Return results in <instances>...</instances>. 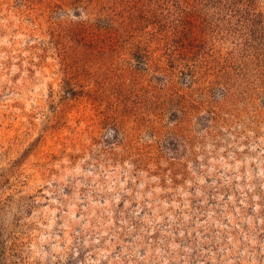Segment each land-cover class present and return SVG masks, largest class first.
Segmentation results:
<instances>
[{"label":"rangeland","instance_id":"374dc122","mask_svg":"<svg viewBox=\"0 0 264 264\" xmlns=\"http://www.w3.org/2000/svg\"><path fill=\"white\" fill-rule=\"evenodd\" d=\"M0 264H264V0H0Z\"/></svg>","mask_w":264,"mask_h":264}]
</instances>
